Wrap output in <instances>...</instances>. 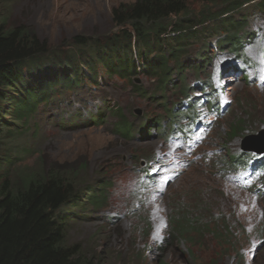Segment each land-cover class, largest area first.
<instances>
[{
  "label": "rangeland",
  "instance_id": "obj_1",
  "mask_svg": "<svg viewBox=\"0 0 264 264\" xmlns=\"http://www.w3.org/2000/svg\"><path fill=\"white\" fill-rule=\"evenodd\" d=\"M135 1L0 0V22L6 28H29L51 50L67 52L75 36L102 39L114 33L113 9ZM185 2L195 15L203 9L201 0ZM258 2L240 8L246 24L231 37L240 42L237 51L241 49L252 64L246 66L247 74L262 75V81L253 86L237 78L226 88L220 102L228 104L227 112L211 122L198 141L192 123L196 117L208 120L212 111L204 107L186 111V102L179 101L180 86H187L191 98L201 96L195 85L206 82L208 66L200 74L184 67L182 82L179 71L172 72L175 82L165 91L158 75H145L141 69L131 79L115 78L96 90L83 79L86 87L71 96L75 90L57 79L51 97L34 111L21 112L22 120L12 117L11 106L4 108L0 119L15 131H7L14 132V139L7 142L10 135L4 134L5 146L0 147L10 154L19 177L40 169L68 173L79 167L76 181L96 184L102 179L109 184L105 208L84 209L68 222L67 244H78L87 258H101L104 264H264V195L257 193L263 168L249 161L242 167L235 158L243 143H264V10L258 9ZM220 8L210 6L213 12ZM210 43L211 39L205 41L204 51L214 57ZM199 47L184 48L181 61H191ZM226 56L237 64L232 55ZM170 66L176 69L172 61ZM8 97L11 104L14 93ZM207 106L210 110V102ZM122 120L132 129L128 136L119 126ZM144 124L151 130L140 135ZM177 143L189 163L162 176L169 161L165 157L183 158L172 149ZM140 167L152 175L149 182L142 180ZM161 177L174 179L162 183Z\"/></svg>",
  "mask_w": 264,
  "mask_h": 264
},
{
  "label": "trees",
  "instance_id": "obj_2",
  "mask_svg": "<svg viewBox=\"0 0 264 264\" xmlns=\"http://www.w3.org/2000/svg\"><path fill=\"white\" fill-rule=\"evenodd\" d=\"M201 1L203 9L198 15L188 9L185 0H136L131 5H120L112 12L117 28L114 33L102 39L75 36L67 52L51 50L29 28H6L1 21L0 117L9 105L12 117L22 120L21 112L34 111L51 97L57 79L71 89L81 84L86 72L88 83H96V68L107 77L131 79L138 65L143 64L142 73L158 75L163 90L174 70L171 61L183 81L180 59L190 44L200 46L198 59H203H199L196 71L202 73L212 60L207 56L208 63L203 62L208 38L220 37L218 49H227L228 44L230 49L240 46L231 36L246 24L239 12L251 0ZM212 5L221 8L213 12ZM258 9L264 10V0H259ZM234 13L239 14L238 20L232 18ZM10 92L14 93L11 104ZM180 94L189 95L185 84L180 86ZM5 126L8 122L0 119V146H5L4 134L10 135L6 142L14 139V132L7 131L15 129ZM119 126L128 136V123L122 120ZM12 165L10 154L0 147V264H104L101 258H87L78 244H67L65 237L68 222L75 219L77 212L105 208L109 184L102 179L96 184L76 181L82 171L79 167L68 173L40 169L19 177Z\"/></svg>",
  "mask_w": 264,
  "mask_h": 264
},
{
  "label": "water",
  "instance_id": "obj_3",
  "mask_svg": "<svg viewBox=\"0 0 264 264\" xmlns=\"http://www.w3.org/2000/svg\"><path fill=\"white\" fill-rule=\"evenodd\" d=\"M261 137H262V136H261ZM245 143H246V142H245ZM245 143L242 144L243 149H246V148H244V147L246 146ZM248 149L257 150L256 146H255V147H249Z\"/></svg>",
  "mask_w": 264,
  "mask_h": 264
},
{
  "label": "bare ground",
  "instance_id": "obj_4",
  "mask_svg": "<svg viewBox=\"0 0 264 264\" xmlns=\"http://www.w3.org/2000/svg\"><path fill=\"white\" fill-rule=\"evenodd\" d=\"M225 50H228V49H225ZM212 57V56H211ZM211 65H208V67H210ZM207 66H205V69L203 70V72L202 73H204L205 71H206V69L208 68ZM196 73H199L200 74V72H196ZM179 79H180V76H179ZM178 79V80H179ZM187 97V96H186ZM185 96H184V98H186Z\"/></svg>",
  "mask_w": 264,
  "mask_h": 264
},
{
  "label": "snow or ice",
  "instance_id": "obj_5",
  "mask_svg": "<svg viewBox=\"0 0 264 264\" xmlns=\"http://www.w3.org/2000/svg\"><path fill=\"white\" fill-rule=\"evenodd\" d=\"M166 180H167V177H161V181H162V183L163 182H166ZM162 190V189H161Z\"/></svg>",
  "mask_w": 264,
  "mask_h": 264
}]
</instances>
